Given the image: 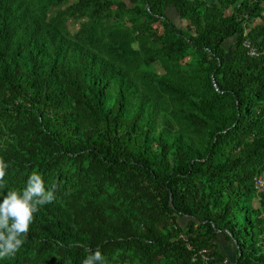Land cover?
Returning <instances> with one entry per match:
<instances>
[{
  "label": "trees",
  "instance_id": "obj_1",
  "mask_svg": "<svg viewBox=\"0 0 264 264\" xmlns=\"http://www.w3.org/2000/svg\"><path fill=\"white\" fill-rule=\"evenodd\" d=\"M0 157L56 195L0 264H264V0H0Z\"/></svg>",
  "mask_w": 264,
  "mask_h": 264
},
{
  "label": "clouds",
  "instance_id": "obj_2",
  "mask_svg": "<svg viewBox=\"0 0 264 264\" xmlns=\"http://www.w3.org/2000/svg\"><path fill=\"white\" fill-rule=\"evenodd\" d=\"M9 163L0 157V187L5 183ZM0 259L14 256L27 240V233L34 220V214L43 205L56 198L55 190L47 186L43 174L32 171L22 188H8L0 192ZM83 264H104L99 249L94 250Z\"/></svg>",
  "mask_w": 264,
  "mask_h": 264
},
{
  "label": "built area",
  "instance_id": "obj_3",
  "mask_svg": "<svg viewBox=\"0 0 264 264\" xmlns=\"http://www.w3.org/2000/svg\"><path fill=\"white\" fill-rule=\"evenodd\" d=\"M245 47L247 48V52L250 56H254V55H257V51L255 50V48L245 42ZM255 188L258 190V191H262L264 189V172L262 173L261 176L257 177L255 179ZM197 257H201V259L206 262V264H217V263H210L209 260L210 258L207 256V251L202 249V250H199L194 256H193V261H196ZM226 262L224 261L223 264H225Z\"/></svg>",
  "mask_w": 264,
  "mask_h": 264
},
{
  "label": "rangeland",
  "instance_id": "obj_4",
  "mask_svg": "<svg viewBox=\"0 0 264 264\" xmlns=\"http://www.w3.org/2000/svg\"><path fill=\"white\" fill-rule=\"evenodd\" d=\"M227 14H228V11H227ZM170 18L173 21H175V23H178V19L175 18L174 15H172V13H170ZM155 27H158V25H155ZM125 33H128L129 34V33H133V31H132V29L129 28V29H127L125 31ZM217 242H218L221 250L223 251V253H225L224 255H225L226 259L231 260L232 259V257H231L232 247L230 246V244L227 241H225V238H223L222 236H219L218 237Z\"/></svg>",
  "mask_w": 264,
  "mask_h": 264
}]
</instances>
